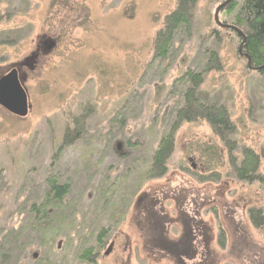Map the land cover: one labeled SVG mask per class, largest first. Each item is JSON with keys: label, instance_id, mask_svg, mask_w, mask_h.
<instances>
[{"label": "rangeland", "instance_id": "374dc122", "mask_svg": "<svg viewBox=\"0 0 264 264\" xmlns=\"http://www.w3.org/2000/svg\"><path fill=\"white\" fill-rule=\"evenodd\" d=\"M177 1L0 0V77L16 69L27 97L24 116L0 107V239L25 225L49 178L71 185L67 221L46 237L25 232L10 264H86L80 249L111 225L109 250L96 264H172L145 240L149 213L175 218L178 238L187 232L182 223H200L207 237L222 226L226 248L211 245L217 264H248L264 252V234L247 214L264 215V190L234 179L205 121L175 132L164 177H143L182 103L179 79L186 70L203 72L211 51L220 69L207 71L199 90L227 108L238 149L232 155L264 148V78L239 56L238 35L215 25L224 0H196L190 32L175 37L165 61L153 58L154 38ZM241 2L219 20L234 26ZM81 117L83 139L60 148L65 127Z\"/></svg>", "mask_w": 264, "mask_h": 264}, {"label": "trees", "instance_id": "16d2710c", "mask_svg": "<svg viewBox=\"0 0 264 264\" xmlns=\"http://www.w3.org/2000/svg\"><path fill=\"white\" fill-rule=\"evenodd\" d=\"M177 7L168 16H165L163 28L157 32L154 41L153 58L165 61L169 56L172 42L180 32H190L193 21L196 0H178ZM238 9L234 26L245 35L243 52L247 54L254 68L264 64V0H243ZM233 2L226 10L232 11ZM226 10H223L226 11ZM231 31V30H230ZM215 51L208 55L207 67L203 72L186 70L179 79L184 83L182 103L176 108L168 122L169 127L162 133L156 149L151 154L149 165L145 168L144 179L155 180L164 177L167 173V163L173 153L175 132L183 123H193L197 120L205 121L228 154V162L232 176L235 180L247 184L257 183L264 190V148L259 152L246 147L239 149V158L232 155L237 149L232 137L235 131L227 108L222 104H216L208 98H201L199 88L204 81V75L210 71L220 69L219 58ZM264 78V69L257 71ZM83 117L74 119L71 126L65 127L62 145L60 148L74 145L84 137ZM70 183L59 182L54 178L47 180V188L40 202L31 203L26 210V223L16 232L9 230L0 239V264H10L14 252L21 250L23 235L27 231L41 233L46 237L47 230L54 228L56 222L61 224L67 218L64 215V199L69 194ZM68 214V213H67ZM252 223L257 227H264V215L260 211L251 209L248 213ZM114 222H118L114 219ZM28 229V230H26ZM113 227H101L94 240L80 249L78 258L86 264H96L101 252L109 250L110 235ZM224 243L222 242V245ZM108 247V248H106ZM108 249V250H107ZM36 254L31 259L36 261Z\"/></svg>", "mask_w": 264, "mask_h": 264}, {"label": "flooded vegetation", "instance_id": "af4514ba", "mask_svg": "<svg viewBox=\"0 0 264 264\" xmlns=\"http://www.w3.org/2000/svg\"><path fill=\"white\" fill-rule=\"evenodd\" d=\"M221 13H223V11ZM16 72L18 77V71L16 70ZM250 210L251 209H249V212ZM149 214V218H146L147 239L145 240L152 243V254L155 253L163 257V259L168 257V262L172 264H217L218 259L216 260V258H218V256L215 255L211 245L212 243H215L217 251L220 252H223L226 248V232L222 226H218L216 228L215 236L213 235L214 232H212V235L207 237V231L204 227L200 226V223H182V228H184V230L186 229L187 232L182 238H178L176 236L177 223L175 218L173 219L169 217L165 220V218H161L158 214ZM251 224L255 227L254 229L257 232L261 231L264 234V227H257L252 223V221ZM222 242L224 243L223 245ZM237 252H240V250ZM222 264L230 263L223 261ZM248 264H264V252L252 255L251 259H248Z\"/></svg>", "mask_w": 264, "mask_h": 264}, {"label": "water", "instance_id": "95a60500", "mask_svg": "<svg viewBox=\"0 0 264 264\" xmlns=\"http://www.w3.org/2000/svg\"><path fill=\"white\" fill-rule=\"evenodd\" d=\"M233 0H224L222 3H219L218 7L214 11V22L215 25L222 29L233 31L241 39L239 44L238 52L239 56L244 57L247 60V67L250 70L259 71L264 69V64L261 67L254 68L251 63L250 57L243 53V44H245V35L244 33L233 25H228L222 23L219 20V15L223 10L232 4ZM0 107L3 108L6 112L14 116H24L27 113V97L26 93L21 88L19 83L17 72L15 69L10 71L8 74L0 77Z\"/></svg>", "mask_w": 264, "mask_h": 264}]
</instances>
